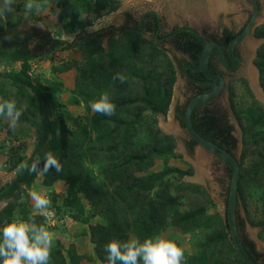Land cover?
I'll use <instances>...</instances> for the list:
<instances>
[{
    "label": "rangeland",
    "instance_id": "obj_1",
    "mask_svg": "<svg viewBox=\"0 0 264 264\" xmlns=\"http://www.w3.org/2000/svg\"><path fill=\"white\" fill-rule=\"evenodd\" d=\"M63 1H70L71 4L65 10L67 12L63 15L61 21L57 17L61 0H48L47 6L39 15H33L27 19L23 12L25 0H15L14 11L5 13V18L0 19V28L3 30H6L11 25H16L18 30L37 27L49 32L54 38L73 43L70 49L59 46L45 48L36 52L28 62V75L47 89L54 103L55 112L62 116L67 130L68 145L62 150L69 158L73 157L76 160V167L65 172L66 178L56 179L50 186L43 185L40 179L36 180L33 187L25 191L19 202L30 213L43 217L46 228L54 234L51 250L59 249L61 251L64 256L63 264H102L93 255L92 247L84 234L89 223L110 224V222H106L103 214V208L107 204L104 203L102 209L96 211V215L90 217L88 219L89 222L83 225L74 221L72 218L74 211L71 206L67 205L68 202L73 200L69 193V183L73 185L72 193L74 195L78 193L83 184L102 185L105 183L102 172L108 165L104 156L108 155L105 152V148L109 143L102 136L104 132L99 128L100 124H98V127L96 126L97 121H100L101 114L93 112L89 107V101L98 99L105 90H99L98 95L90 96L91 93H86L89 96H81L83 93L79 86V77L81 72L85 70L87 56L93 58L92 62L98 68V74L101 75L100 80L102 81L106 75H110V68L107 70L110 67V60L106 56L107 54L113 58L114 62L118 63L117 74H121V70L124 72L127 63L131 62L132 36L125 34L124 31L131 29L143 14L148 12L157 14L162 22L161 34L169 33L171 30L183 25L198 30L208 26L220 25V23L228 25L229 20L238 19L237 17L240 15L244 17L250 7L247 5L248 0H224V8L226 6L241 7L243 12L229 16L232 10L227 9L220 11L222 13L217 14L215 19H208V16L203 13L207 11V6L208 13H211L209 0ZM96 1L104 7L99 12L95 6ZM259 2L260 8L256 17V27L264 25V0ZM0 3H2V0H0ZM110 27L114 29L113 35H104L99 40L98 49H94L96 45L90 41L78 43L75 40L77 33L81 30H84L85 34ZM142 37L149 40L152 36L148 33H142ZM157 43L160 48L162 47L167 51L170 58L176 53L170 43L158 40ZM252 45L253 49H251ZM241 49L243 51L247 49V56L242 51V62L238 71L225 77L226 89L214 101V104L209 107L216 114H219L218 117L222 121L225 119L232 128L231 133L235 139L233 153L239 164L240 172L243 176H246L239 185L237 197V215L239 222L242 223L240 233L253 242L255 251L259 255L257 260L260 264H264V161L262 160L263 158L258 157L256 147L257 142L264 146V118L261 117V119L257 120L258 117L254 114V111H248L251 98L244 87L245 81L254 100L259 102L264 110L261 95L253 91L247 74L248 69L254 70L257 85L255 91L259 89L264 96L261 84V72L264 68V34L261 37H256L253 31L252 36H247L242 41ZM3 71V69H0V74ZM130 89L131 87H123L121 96L128 94ZM0 90L4 92L3 94L8 100H14L16 105H19L21 109L24 108L25 103L19 100L20 98L15 94L14 89L8 84L0 83ZM189 93L190 90L186 86L184 79L176 73L166 113L155 115L143 110L140 121L134 122L136 130L134 147L139 148L147 144V126L153 120L161 133L165 134L164 130L168 133L165 135L174 138L173 153L177 155V157L166 156L165 160L163 157H155L153 158L154 165L151 168L134 175L150 176L153 172L162 170L163 167L171 170L170 191L172 193H180V196H183L170 210L171 217L174 212L180 214L192 211L198 207L204 209V213L210 218L200 221L198 226H193L188 231L181 232L167 224L163 229H157L154 234V237L159 235L163 239L175 242L183 250L186 257L185 264H204L199 257H210L211 251V249L204 246V236L213 228L201 224V222L213 224L216 222L213 217L214 214L223 219L229 173L222 163L205 154L203 155L205 159L203 177L200 179L196 178L200 168L198 166L199 169H195L193 163L197 164L196 157L200 153H198L197 147L193 148L191 152L184 148L183 142L186 139V135L178 125L179 121L176 114L173 113L176 105L180 108L184 106V101L189 96ZM133 115L132 106L118 103L113 116L130 121ZM97 116L99 118H96ZM163 125H166V129H164ZM250 127H253V130ZM27 129L25 125L18 121L15 131H12L9 128V121L5 117L0 116V186L15 175V170L10 169L13 164H11L12 162L9 163V161L15 163L16 159L9 152L16 149L19 155L27 157L34 146L35 139L33 134L27 133ZM173 132L177 134L176 137L172 136ZM58 161L61 163L60 160ZM177 173H182L180 180L177 179ZM255 175L261 176L257 183H254L249 177ZM197 181H202L203 183ZM179 182L199 186V189L194 192H190L191 190L186 188L178 191L175 187ZM109 188L108 190L111 189ZM29 190H35L38 194L51 200V207L48 210L53 214L52 216L45 218L34 210L35 202L29 196ZM78 195L81 199V195L79 193ZM2 205L3 202H0V207ZM15 217H19L18 212H16ZM124 232L128 240L137 239L133 230H128L124 227Z\"/></svg>",
    "mask_w": 264,
    "mask_h": 264
},
{
    "label": "trees",
    "instance_id": "obj_2",
    "mask_svg": "<svg viewBox=\"0 0 264 264\" xmlns=\"http://www.w3.org/2000/svg\"><path fill=\"white\" fill-rule=\"evenodd\" d=\"M59 4L60 9L57 17L61 21L63 15L67 12L65 10L71 3L70 1L61 0ZM95 6L98 12L104 8L98 1H96ZM147 14L148 20L144 24L146 29H152L151 32L154 34L158 27L156 16L150 13ZM141 25L138 26L135 23L131 29L124 31L125 34L132 36L131 62L127 63L124 72H122L123 70L120 71L127 78L124 83L113 80V77L117 75L119 65L113 61L109 54L106 56L110 60V67L107 68V70L110 68V75H106L101 81L98 68L92 62L93 58L87 56L85 70L81 72L79 77V86L83 93L81 96H89L86 93H91L90 96L98 95V91L103 89L108 92L112 103L132 106L134 114L130 121L116 116L101 115L100 118L99 116L96 117L100 120L97 121L96 126L98 127V124H100L99 128L104 132L102 136L109 143L105 148L108 155L104 156L108 165L102 172L105 183L99 186L83 184L78 191L82 201L78 193L75 195L72 193L73 185L69 183V193L73 200L68 202L67 205L71 206L74 211L72 218L80 225L89 222L88 219L95 216L96 211H100L104 203L107 204L103 208V214L106 222H110V224L89 223L84 234L92 247L93 255L102 264H107V253L104 251V247L109 241L113 239L128 240L124 227L133 230L137 239L143 242L147 238H153L157 229H163L167 224L173 229L186 232L191 227L198 226L200 221L210 218L201 207L180 214L174 212V215L170 216V210L183 196H180V193L170 191L172 173L166 167L155 173L153 172L150 176L134 175L151 168L154 165L153 158L155 157H163L164 160L166 156L177 157L173 153L174 138L161 133L153 120L147 126V144L139 148L134 147L136 137L134 122L140 121L143 110L155 115L166 113L171 98L172 85L176 78V68H180L186 63V59H176L174 55L170 58L167 51L159 47L156 38L160 39L163 35H151V39H144L142 37L143 32H140L142 30ZM113 31L112 27L85 34L84 30H81L77 33L75 40L78 43L90 41L96 45L94 47L96 49L99 46V40L106 34L112 36ZM263 34L264 25L255 28L254 35L256 37H261ZM169 43L175 51L187 55L189 65L192 68L197 66L201 44L193 34L187 31L179 32L169 39ZM72 44L54 38L49 32L37 27H29L27 30H18L16 25H11L6 30L0 28V65L5 62L20 63L19 71L3 72L0 74V78L3 83L6 81L5 84L14 89L15 94L20 98L19 100L25 103L23 109L16 105L17 109L22 111L19 121L28 128L26 132L33 134L35 139L34 146L27 157L19 155L16 149L9 152L16 159L15 163L9 161L13 164L10 169L15 170V175L9 182L0 186V202H4V205L0 208V227L5 222H12L17 218L29 222L30 215L35 217L38 226L47 227L42 216L30 213L25 206L20 204L19 200L26 190L33 187L36 180L40 179L43 185L50 186L56 179L66 178L65 172L76 167V160L73 157L69 158L62 150L67 145V130L62 116L55 112L54 103L47 89L28 75V62L36 52L59 46L70 49ZM30 46L32 47L30 48ZM113 66L115 67L113 68ZM187 73L196 80L204 79L200 72L197 76L189 70H187ZM261 74V84L264 90V68ZM123 87H131V89L128 94L121 96ZM244 87L251 98L248 111H254V114L258 117L257 120L261 117L264 118V110L260 103L254 100L245 81ZM208 90L207 87H198L196 94L199 95ZM3 93L0 90V101L8 100ZM185 105L177 110L179 121L182 119ZM196 109L191 113V123L196 132L234 156L235 139L231 133L232 128L225 125L219 117L208 110L197 112ZM250 129L253 130V127H250ZM186 145L190 150L195 146V142L188 139ZM256 147L258 157L263 158L264 161V146L257 142ZM68 149L70 148L68 147ZM47 152H51L57 160L61 161L62 170L59 173L56 172L54 167L43 174L29 173L26 169L20 168V165L24 162H27L30 166L39 156L41 158L39 168L43 169V158ZM177 174V179L180 180L182 173ZM249 177L254 183L261 179V176L257 175ZM245 178L246 176L242 175L239 168L237 197L239 185ZM108 187L111 189L108 190ZM175 188L178 191L186 188L191 190L190 192H194L199 189V186L179 182ZM16 212L19 214L17 218L15 217ZM213 217L216 220L213 224L201 222V224L213 228L204 236L205 248L211 249L210 257L203 256L199 258L204 264H244L229 241L227 225L224 220L217 214H214ZM236 220L240 232L242 223L239 222L238 215H236ZM240 236L250 257L260 264L257 260L259 255L255 251L253 242L241 233ZM0 239H2V234H0ZM63 262L64 256L61 251L59 249L51 250L49 264H63ZM185 263L186 257L184 256L183 264ZM140 264H143V262L141 261Z\"/></svg>",
    "mask_w": 264,
    "mask_h": 264
},
{
    "label": "clouds",
    "instance_id": "obj_3",
    "mask_svg": "<svg viewBox=\"0 0 264 264\" xmlns=\"http://www.w3.org/2000/svg\"><path fill=\"white\" fill-rule=\"evenodd\" d=\"M15 0H2L0 3V19L5 18V13L14 11ZM48 0H25L24 16L29 18L39 15L47 6ZM257 17V16H256ZM156 40L160 41L156 38ZM123 74H117L113 80L121 83L126 81ZM89 107L93 112L105 116L115 115L116 105L111 102L108 92H102L96 100L89 101ZM22 111L17 109L14 100L0 101V116L9 121V128L15 131ZM43 169L39 168L41 158H37L29 166L27 162L20 165L21 169H26L29 173L43 174L50 168H55L59 173L62 166L51 152L44 154ZM34 203V210L42 214L45 218L53 214L48 210L51 207V200L35 190L28 191ZM29 222L13 220L5 222L0 227V264H49L51 258V248L54 242V234L49 232L43 225H37L35 217L30 215ZM54 223V221H53ZM104 251L107 253V264H183V250L173 241L166 240L157 235L147 238L143 242L133 238L127 241L113 239L109 241Z\"/></svg>",
    "mask_w": 264,
    "mask_h": 264
},
{
    "label": "water",
    "instance_id": "obj_4",
    "mask_svg": "<svg viewBox=\"0 0 264 264\" xmlns=\"http://www.w3.org/2000/svg\"><path fill=\"white\" fill-rule=\"evenodd\" d=\"M250 2H251V10H252V15L250 17V20L247 26L245 27V29L241 32L240 35H238L233 40V42L229 45V48H228V56L232 62V65H233L232 67H230L226 63L220 47L216 45L215 43L204 40L195 28L190 27V26H184V27H181L173 31L170 35L174 36L176 33H179L181 31H187L193 34L195 39L199 41L202 45V50L198 58L197 66L195 68H192L190 65L186 64L182 68V73H183L184 78L189 80L190 82H193L199 85L209 86L210 91L205 94L197 95L191 98L187 102L186 106L184 107L183 113H182L183 132L186 135V137H188V139H191L195 142L196 147L198 148L197 150L198 152H200L202 155L206 154L208 156H211L217 159L228 169L230 175H229L227 196H226L224 213H223V220L225 224L227 225L228 238L235 252L238 254L239 258L244 264H258L255 260H253L250 257L247 250L245 249L242 243V240H241L240 232L236 224L237 222L236 220L237 187H238V181H239V164L237 162V159L231 153L227 152L223 148L217 146L216 144L202 137L198 132H196V130L193 128L192 123H191L192 111L195 108L205 105L209 103L210 101H212L214 98H216L220 94V92L223 89L224 80L219 75L211 74L207 70V63H208V59H209L211 51L213 50L216 53L221 66L225 70L229 72H235L237 70L238 61L236 58H234L231 55V50L236 43L245 39L248 33L251 32V30L255 26V22H256L255 19L258 13L256 0H250ZM187 69L193 72H198V71L201 72L202 75L207 79V81H199V80H195L191 78L186 72ZM163 132L165 134H168L164 130ZM172 135L175 137L177 134L172 133ZM193 167L195 169L197 168L194 164H193ZM197 182L202 183V181H197Z\"/></svg>",
    "mask_w": 264,
    "mask_h": 264
},
{
    "label": "flooded vegetation",
    "instance_id": "obj_5",
    "mask_svg": "<svg viewBox=\"0 0 264 264\" xmlns=\"http://www.w3.org/2000/svg\"><path fill=\"white\" fill-rule=\"evenodd\" d=\"M260 0H256V4H257V11H258V13H259V8H260V2H259ZM247 5L250 7V9H249V11H248V13H246V15H244V17H242L241 15L240 16H238L237 18L238 19H231V20H229L228 21V25H224V24H222V23H220V25H216V26H213V27H207V28H204V29H200V30H198V29H196L198 32H199V34L201 35V37L204 39V40H206V41H208V42H212V43H215L216 45H218L219 47H220V49H221V51H222V54H223V57H224V59H225V61H226V63L230 66V67H232L233 65H232V62H231V60H230V58H229V56H228V48H229V45L233 42V40L238 36V35H240L241 34V32L245 29V27L247 26V24H248V22H249V20H250V17H251V15H252V10H251V2H250V0H248V2H247ZM232 10L230 13H229V16H232V15H234V14H239L240 12L242 13L243 12V8H238V7H236V8H234V7H228V6H226V9L225 10ZM148 13H150V14H154L155 16H156V21H157V31L156 32H154V34H152V32H151V30L152 29H146V25L144 24L148 19H147V17H146V15H148L147 13H145V14H143L142 16H141V18L137 21V24H138V26L139 25H141L142 26V30H140V32H143V33H148L149 35H153V36H156V35H163V36H161V38L159 39L161 42H168L169 43V39L171 38V37H173V36H171L170 34L173 32V31H175V30H177V29H179V28H181V27H184V25L183 26H179L178 28H176V29H174V30H171L169 33H161L160 34V28L162 27V22L160 21V18L157 16V14H155V13H152V12H148ZM206 13V15L208 16L207 18L209 19H212L211 17H214V14H209L208 13V11H206L205 12ZM222 12H219L218 14H221ZM258 13H257V16H258ZM209 15L211 16V17H209ZM216 16H217V14H215ZM215 16V17H216ZM255 21H256V19H255ZM140 26V27H141ZM255 27L256 26H254L253 27V29L251 30V32L250 33H248V35L247 36H252V32L255 30ZM208 29H211V30H208ZM181 32H183V31H181ZM177 34V33H176ZM175 34V35H176ZM170 35V36H169ZM246 36V37H247ZM244 40V39H243ZM243 40H241L240 42H238V43H236L234 46H233V48H232V50H231V55L234 57V58H236L237 59V61H238V67H237V70L235 71V72H229V71H227V70H225L222 66H221V64H220V62H219V60H218V58H217V55H216V53L212 50L211 51V53H210V56H209V59H208V63H207V70H208V72L209 73H211V74H214V75H219L223 80H224V85H223V89H222V91L220 92V94L216 97V98H214L212 101H210L209 103H207V104H205V105H202V106H199V107H197V112H203L204 110H208L210 113H212V114H214L216 117H218L219 116V114H216L215 112H214V110L213 109H210V105L211 104H214V101L218 98V97H220L221 96V94H222V92L226 89V81H225V77L226 76H229V75H232V74H235L237 71H238V69H239V67H240V64H241V60H242V49H241V46H242V41ZM199 42V41H198ZM200 43V42H199ZM201 44V43H200ZM173 48V47H172ZM251 49H253V45L251 46ZM174 50V49H173ZM201 50H202V45H201V49H200V53H201ZM174 52H176L175 54H174V57L176 58V59H180V58H183V59H186V63L185 64H183L180 68H176V73L177 74H179L183 79H184V81H185V83H186V86L189 88V90H190V93H189V96L186 98V100L184 101V104L183 105H185V103L187 104V102L191 99V98H193V97H195V96H197V90H198V87H207L209 90L208 91H206V92H204V93H201V94H205V93H208L209 91H210V87L209 86H207V85H199V84H195V83H193V82H190L189 80H187V79H185L184 78V76H183V73H182V68H183V66L184 65H186V64H188L189 65V59H188V57H187V55H183V54H181L180 52H178V51H175L174 50ZM244 53H245V55L247 56V54H248V51H247V49H244V51H243ZM247 52V53H246ZM200 55V54H199ZM198 58H199V56H198ZM197 62H198V60H197ZM188 70V69H187ZM187 70H186V72H187ZM190 71V70H189ZM192 74H194V75H198L199 74V71L198 72H193V71H190ZM201 73V72H200ZM188 74V73H187ZM202 74V73H201ZM189 75V74H188ZM190 76V75H189ZM203 76V75H202ZM191 77V76H190ZM204 77V76H203ZM192 78V77H191ZM193 79H195L196 80V78H193ZM249 79V78H248ZM199 81H207V79L204 77V79L203 80H199ZM249 82H250V84H251V87H252V89H253V91L256 93L257 91H255V88L257 87V85L255 84H252L251 83V81H250V79H249ZM259 93H261L260 91H259ZM200 95V94H199ZM188 100V101H187ZM186 106V105H185ZM178 108H180V107H178V105H176L175 107H174V109H173V113L174 114H176V116L178 115L177 113H178V111L177 110H179ZM178 117V116H177ZM221 117V116H220ZM220 120H222L221 118H219ZM179 121V120H178ZM223 122L225 123V125H227V126H229V124L225 121V119H223ZM178 125L183 129V125H182V119H181V121H179V123H178ZM180 129V128H179ZM173 136V135H172ZM176 137V136H175ZM188 140V137H186V139L184 140V142H183V146H184V148L188 151V152H191L192 151V149L193 148H195L196 147V144H195V146H193L190 150L187 148V145H186V141ZM183 148V149H184ZM195 152V151H194ZM197 158V157H196ZM213 158V157H212ZM215 159V158H214ZM215 160H217V159H215ZM218 161V160H217ZM218 162H220V161H218ZM221 163V162H220ZM203 183V182H202Z\"/></svg>",
    "mask_w": 264,
    "mask_h": 264
},
{
    "label": "bare ground",
    "instance_id": "obj_6",
    "mask_svg": "<svg viewBox=\"0 0 264 264\" xmlns=\"http://www.w3.org/2000/svg\"><path fill=\"white\" fill-rule=\"evenodd\" d=\"M224 0H209V4H210V11H211V14H214V13H216L217 11H225V8H224ZM247 74H248V77H249V79H250V81H251V83L252 84H256V79H255V74H254V70H252L251 68L250 69H248V72H247ZM256 90V89H255ZM258 93H259V89H258V91H257ZM260 95H261V100L263 101V103H264V96L261 94V93H259ZM164 126V129H166V125H163ZM162 126V127H163ZM198 153H200V152H198ZM197 164L195 163H193L197 168H198V166H199V170H198V176L196 177L197 179H200V178H202L203 176V174H204V170H205V159H204V156L200 153V154H198L197 155Z\"/></svg>",
    "mask_w": 264,
    "mask_h": 264
},
{
    "label": "crops",
    "instance_id": "obj_7",
    "mask_svg": "<svg viewBox=\"0 0 264 264\" xmlns=\"http://www.w3.org/2000/svg\"><path fill=\"white\" fill-rule=\"evenodd\" d=\"M204 11V10H203ZM207 11H208V6H207ZM222 11V10H221ZM220 11H217L216 13H214V17H211L210 15H209V17H211L212 19H215V14H218ZM203 14H205L206 15V13H203ZM209 14H211V13H209ZM207 16V15H206ZM0 69H3L4 71L3 72H10V71H15V72H17V71H19V69H20V63H12V62H5V63H3V64H1L0 65ZM2 72V73H3ZM3 81H2V79L0 78V83H2ZM5 83H7L6 81H5ZM174 133V132H173ZM9 182V181H8ZM3 205H4V202H3ZM2 205V206H3ZM1 206V207H2ZM0 207V208H1Z\"/></svg>",
    "mask_w": 264,
    "mask_h": 264
}]
</instances>
